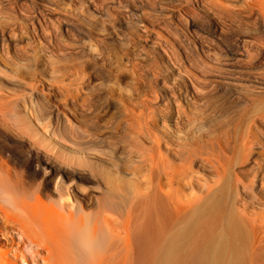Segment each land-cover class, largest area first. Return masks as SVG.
I'll return each mask as SVG.
<instances>
[{"label": "bare ground", "instance_id": "obj_1", "mask_svg": "<svg viewBox=\"0 0 264 264\" xmlns=\"http://www.w3.org/2000/svg\"><path fill=\"white\" fill-rule=\"evenodd\" d=\"M39 1L31 34L0 31V264H264V0ZM17 2L0 0V17ZM160 16L181 25L183 54L160 38ZM49 25V40L81 36L87 69L106 66L104 50L136 68L150 46L149 90L133 70L97 85L48 56L19 76L8 65L25 58L20 44L43 43ZM211 51L220 79L188 66ZM92 100L109 129L84 120Z\"/></svg>", "mask_w": 264, "mask_h": 264}, {"label": "rangeland", "instance_id": "obj_2", "mask_svg": "<svg viewBox=\"0 0 264 264\" xmlns=\"http://www.w3.org/2000/svg\"><path fill=\"white\" fill-rule=\"evenodd\" d=\"M10 1H11V3H13L16 0H10ZM17 1L18 2L15 5L11 6V8H13V10H7V12H5L6 14L4 13L7 17L5 15L0 17L1 18L0 21L2 20V22H0V31L3 29L2 31L6 32V30L11 25H16L17 27L18 26L19 27L20 26L23 27V28L22 27L20 28V30H22L23 33L25 31H26L25 33H29L30 28L27 27V24H26L27 22H26L25 19L30 17V15L34 14L36 9L41 5L40 1L37 0V2H35V5H32L29 2H25V1L23 2L22 0L21 1L17 0ZM114 1L115 0H111V1L110 0H99L98 3L100 2V3H102V5L105 4L104 6H107L108 8L111 9V6L113 5L112 3H114ZM158 1H160V3H161V1L164 2V0H158ZM13 19H14V21H13ZM152 20H153L154 23L156 22L155 26H156V30L159 32L160 38L162 40L164 39L165 41H167L168 45L170 46V48L172 50L183 54L184 49L186 48V45H184L185 43L183 41V38L180 35L182 32H181V25L179 24V22L177 20L176 21L174 20L172 23L169 24V22H167L166 18L162 17V16H160L156 20L155 19H152ZM165 22H167V23H165ZM3 23H5L6 25L3 24ZM173 26H174L175 29H173ZM11 27H13V26H11ZM53 29H54V26L53 25L52 26L49 25L43 31V33H42L43 35L42 34L40 35V38L42 37L41 38V42H43V43H40V42L37 43V41H36L34 44L33 43H28V42H24V43L20 44V48L26 54L25 58H23V61L22 60H18L19 62H17L15 65L14 64L12 65V63H10L8 65V66H10L9 68L11 70H17L19 76L25 77L26 76L25 74L27 73L26 67H27V65L30 62L32 63L34 58H35V60H37L40 63V62L44 61V59H43L44 56H48V57H50L52 59V62H53V64L55 66H57L59 69L64 70L66 73H70V72H73V73H76V74L79 73L78 75L86 76V78H87V73H88V75H90V74L94 75L96 77V79H97L95 81V82H97L96 83L97 85L100 84V83H104L103 81H105L106 77L109 76V73L110 74H114V75H118V76H123L126 73H128V71L130 73L131 70H133V73H131V74L136 75V76L138 75L137 77L136 76H134V77H136L135 81L137 83V86L140 88V91L149 90V88H147L148 84H149V81L146 80L143 76H144L145 73H150V72H151L150 74L157 73L158 72V68L156 66V62H157V60H159L157 53L153 52V50H152V48H150V46H146L145 47L146 49H144V52L147 51L146 53L139 51V52L136 53L137 57H133V59H132V60H134L133 64H135L134 67H136V68L132 69L131 67H128L129 69L127 68L126 71L124 69H119V70L115 69V67H113L112 64H110V62H113L111 54H109L107 51L104 50V57L103 58L105 60V64L107 63L108 65L107 64H106V66L101 65V67H99L100 70L99 69L95 70V69H93L91 67L87 69V64H85L83 62V60L79 59L77 54H76L77 52H79L81 50L80 46L82 45V42H80L81 40L79 39L81 36H79V34H77V35L75 34L76 36L73 35L76 38L78 37V40L76 38H74V37H73V40L72 39L70 40V39H67V38H63L62 40L57 39V38L56 39L55 38H51L49 40L46 37H48V35L51 34V33L53 34V32H54ZM179 29H180V31H179ZM176 31H178L180 34L178 32H176ZM29 34H31V31H30ZM43 37H45V38H43ZM179 37H181V38H179ZM26 44H27V47H26ZM121 47H122V49H121ZM210 47L213 49L212 46H210ZM23 48H24V50H23ZM116 48H117V50L119 49V53H121V54L130 53L129 51L125 50V49H127V47L122 46L121 43H119V42H117ZM182 54H181V56H182ZM213 54H215V53L211 51L210 52V57L206 58V60H205L206 64H205L204 68H203L202 65H200L201 63H199L198 61L195 62L193 59L192 60H188L190 63L187 62V64L189 63L188 66L190 67V70L194 71L195 73L204 74L205 77H207V78L209 77V78H215V79L219 78L220 79L222 77V73L225 72V70H224V68H225V65H224L225 59L222 58V57H219V56H216L217 57L216 58ZM146 55L148 56L149 59L147 58L146 61L145 60L143 61V59L145 58ZM218 57L220 58V60H218L219 59ZM103 58H102V60H103ZM215 59H216V61H215ZM217 61H221V62H217ZM113 69H114V71H113ZM39 71H41V70L39 69ZM137 78H138V81H137ZM79 83H80V81H79ZM79 83L77 82V84H79ZM109 85H110L109 87H112V84H109ZM104 87H106V86H102L101 88L104 89ZM104 90L106 92V89H104ZM104 90H101V91H104ZM21 99H22L21 101H23V98H21ZM92 101H91L92 102V105H91L92 107L90 106V109H88V112H87V109L85 111L86 112V117H85L84 120L87 121V119L88 120L91 119V121H93V122L95 121V122L99 123L100 126L103 125V126H101L102 129H104V128L106 129V127H108L107 129H109V127L112 125V119L108 118V117L106 118V115L103 114L105 111H102V110L99 109L100 111L98 110V112H95V108L98 107V103H96L97 100H92ZM256 101H258V99L257 100L255 99V100H252V101H249V102L247 101V105L244 106V109L241 112L239 111V113H235V118H234L233 122L228 126L229 131H230V138L231 139L237 140V139L240 138V136H241L240 132L244 131L245 125H247V123H248V113L252 111ZM11 106L13 107L14 105H11ZM161 112L165 113L163 108H162ZM104 116H105L106 120H105ZM107 119H109V120H107ZM245 122H247V123H245ZM223 126H224V124L220 125V127H223ZM242 127H244V128H242ZM94 208H95V206L91 204L86 209V212L89 213ZM4 249L5 248H3L2 250L4 251ZM153 261H155V262L152 263V264H163L157 258H155ZM19 264H22V263L19 262Z\"/></svg>", "mask_w": 264, "mask_h": 264}]
</instances>
